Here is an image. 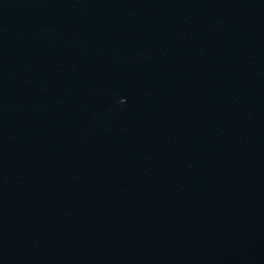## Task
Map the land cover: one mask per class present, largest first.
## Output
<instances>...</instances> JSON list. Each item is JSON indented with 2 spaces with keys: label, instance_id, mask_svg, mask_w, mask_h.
<instances>
[{
  "label": "water",
  "instance_id": "1",
  "mask_svg": "<svg viewBox=\"0 0 264 264\" xmlns=\"http://www.w3.org/2000/svg\"><path fill=\"white\" fill-rule=\"evenodd\" d=\"M107 264H264V0H190Z\"/></svg>",
  "mask_w": 264,
  "mask_h": 264
}]
</instances>
